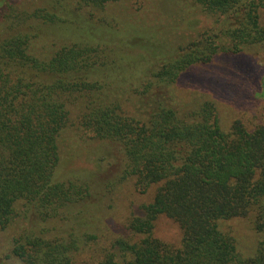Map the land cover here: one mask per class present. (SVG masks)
Instances as JSON below:
<instances>
[{"label":"trees","instance_id":"1","mask_svg":"<svg viewBox=\"0 0 264 264\" xmlns=\"http://www.w3.org/2000/svg\"><path fill=\"white\" fill-rule=\"evenodd\" d=\"M120 1L0 2V234L16 218L26 225L6 259L264 264V120L249 108L224 124L219 106L229 99L220 90L207 86L186 108L176 92L217 60H264V0H192L211 24L173 47L114 25L107 10ZM39 25L61 42H36L49 37ZM69 127L117 150L121 178L151 191L125 225L97 229L99 179L56 178ZM160 218L179 231L177 247L155 237ZM239 219L260 237L245 255L218 227ZM52 221L66 224L63 234L43 228Z\"/></svg>","mask_w":264,"mask_h":264},{"label":"rangeland","instance_id":"2","mask_svg":"<svg viewBox=\"0 0 264 264\" xmlns=\"http://www.w3.org/2000/svg\"><path fill=\"white\" fill-rule=\"evenodd\" d=\"M4 1L22 9H30L37 0ZM107 13L113 17L114 25L122 28L130 27L140 33L146 41L165 43L172 47L185 44L203 27L206 28L211 24V20L192 3V0H121L110 7ZM48 28L39 25V33L42 36H49V39L45 37L43 41H36L46 43V48H50L47 42H61V38L50 32ZM1 33H3L2 24H0ZM242 56H234L222 62L217 60L212 68L191 71L187 77L194 78V82L189 85L185 80L183 86H177L176 89L177 100L181 106L186 108L191 101L197 103L199 99L197 92L207 91L204 88L209 86L208 88L220 90L229 99L228 102L226 101L229 105L224 107L219 102L221 103L219 108L221 107L225 112L222 116L224 124L231 113L245 112L249 108L255 113V118L264 120V60ZM238 93L244 99H239ZM111 148L102 142L82 139L76 127H69L63 131L60 138V163L56 178L65 180L71 176L92 175L101 182L99 189L93 191L92 197L93 201L98 199L99 204L96 216L97 229L105 228L107 223L125 225L133 211L149 204L152 200L151 191L139 194L131 179L121 178L119 153ZM25 226L21 219L16 218L9 228L0 234V264H16L11 258L6 259V256L9 255L13 238ZM42 226L49 230L50 235L58 231L63 234L66 230V224L58 221ZM218 227L221 232L233 236L238 250L244 255L248 254V251L252 250L260 240L248 222L243 219L219 221ZM154 235L174 247L180 243L179 231L165 218L158 220Z\"/></svg>","mask_w":264,"mask_h":264}]
</instances>
